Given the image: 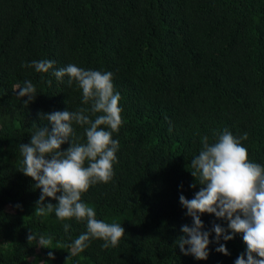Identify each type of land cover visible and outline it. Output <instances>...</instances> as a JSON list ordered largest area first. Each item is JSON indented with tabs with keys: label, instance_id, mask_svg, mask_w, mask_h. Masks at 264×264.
<instances>
[{
	"label": "trees",
	"instance_id": "trees-1",
	"mask_svg": "<svg viewBox=\"0 0 264 264\" xmlns=\"http://www.w3.org/2000/svg\"><path fill=\"white\" fill-rule=\"evenodd\" d=\"M42 59L56 69L75 64L113 74L122 109L114 174L82 201L97 219L125 229L116 247L93 239L71 254L85 222L35 214L41 192L20 172V144L30 142L34 124L51 131L40 113L90 107L67 77L61 83L51 71L22 66ZM26 80L37 94L28 107L14 89ZM73 128L70 139L83 143L84 128ZM224 129L246 132L249 160L264 166V0H0V264H66L69 255L67 264H235L247 251L240 234L221 238L225 256L212 232L203 261L175 246L181 226L192 225L179 197L192 199L201 187H190V161L202 136L211 143ZM201 219L204 231L213 223L227 229L214 215ZM29 231L50 235L53 250L38 239L28 244Z\"/></svg>",
	"mask_w": 264,
	"mask_h": 264
},
{
	"label": "clouds",
	"instance_id": "clouds-1",
	"mask_svg": "<svg viewBox=\"0 0 264 264\" xmlns=\"http://www.w3.org/2000/svg\"><path fill=\"white\" fill-rule=\"evenodd\" d=\"M22 66L41 74L51 71V75L61 83L67 77L68 87L75 82L81 90L82 104H90L89 108L75 111L67 108L40 113L41 118L51 124V131L47 127L37 128L34 124L36 130L30 136V142L20 144V172L31 178L35 188L41 192L35 214L47 216L54 213L60 221L74 218L77 222H85L86 231L68 245L71 254L83 252L93 239L103 241L104 249L116 247L125 236V229L119 223L97 219L95 209L82 201V194L92 185L108 183L114 174L119 141L113 139V133L118 132L122 125V109L119 106L120 94L114 88L113 74L75 64L56 69L55 61L48 59L33 60ZM47 82L51 86V80ZM14 89L26 107L37 96L31 80L15 85ZM73 124L84 128L83 143L70 139L75 136ZM214 136L211 143L208 136L201 137V150L190 161V173L196 181L190 187L195 188L197 183L201 187L192 199L184 195L179 197L186 215L192 219V225L181 226L183 235L176 239L175 246L183 255L203 261L209 256L212 232L219 245L215 251L225 256L229 252L226 245L220 243L221 238L227 242L240 234L247 251L235 260V264H264V166L249 160L248 150L242 144L248 140L246 132L236 137L224 129ZM66 143L70 146L62 150ZM47 199L57 203H46ZM204 214L226 220L227 229L213 223L211 231H204L201 219ZM69 227V224H64L66 233ZM37 239L38 247L53 250L50 235L29 231L28 244L37 242ZM48 257L55 259L52 251ZM70 258L69 255L68 260ZM40 264L46 262L41 261Z\"/></svg>",
	"mask_w": 264,
	"mask_h": 264
}]
</instances>
